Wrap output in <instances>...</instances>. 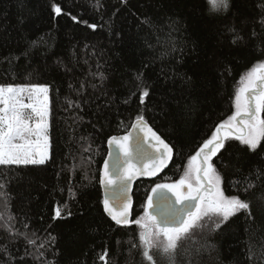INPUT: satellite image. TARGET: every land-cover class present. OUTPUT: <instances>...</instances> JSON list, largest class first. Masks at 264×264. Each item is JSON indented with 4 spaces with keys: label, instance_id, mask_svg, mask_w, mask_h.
<instances>
[{
    "label": "trees",
    "instance_id": "1",
    "mask_svg": "<svg viewBox=\"0 0 264 264\" xmlns=\"http://www.w3.org/2000/svg\"><path fill=\"white\" fill-rule=\"evenodd\" d=\"M263 63L264 0L218 12L209 0H0V86L48 88L50 138L45 164L0 165V264H167L156 249L143 256L138 225L104 213L108 140L142 116L174 152L160 178L136 183L134 221L155 184L177 182L233 115L242 77ZM212 163L225 196L249 209L219 228L222 217L198 221L176 264H264V137L254 150L227 139Z\"/></svg>",
    "mask_w": 264,
    "mask_h": 264
},
{
    "label": "snow or ice",
    "instance_id": "2",
    "mask_svg": "<svg viewBox=\"0 0 264 264\" xmlns=\"http://www.w3.org/2000/svg\"><path fill=\"white\" fill-rule=\"evenodd\" d=\"M209 4L210 12H218L227 9L228 0H209ZM54 10L57 14L61 11L59 7ZM90 27L94 28L95 25ZM25 91L29 92L30 98L34 94L32 102L21 101L20 95ZM47 93V87L0 86V105H3L0 107V165L43 164L47 159L46 151L41 152L39 159L33 158V141L29 139L36 137L38 144L47 131ZM41 94L43 99H40ZM147 95L145 90L141 102ZM235 108V113L218 125L211 138L189 158L186 170L177 182L155 184L151 190L153 195L147 199L143 216L134 221L129 220L132 201L128 192L132 178L136 175L156 176L167 165L172 149L151 128L144 130V140L140 141L138 138L134 147H130L131 133L109 140V144L116 146L118 154L111 165L107 161L104 165L101 183L112 193L111 204L109 198L104 200L105 210L118 225L134 223L139 226V238L144 246L142 254L148 261H153L150 251L156 249L167 264H176L180 242L186 238L190 229L197 226L198 221L204 217H222L214 221L219 228L221 223L236 212L249 209L248 202L235 196H225L220 186L221 177L213 166L212 158L224 147V139L232 135L234 128V138L253 150L258 140L264 137V119L260 118V114L264 112V64L254 67L246 77H242V87L235 96ZM29 109L30 111H26ZM34 118L39 119L33 127L30 121ZM142 121L143 117L138 116L133 127H139ZM237 124L240 127H236ZM43 139L46 145L47 137L43 136ZM144 144H147V148ZM117 202L119 210H114L113 205ZM176 205L180 207L177 208ZM155 209L159 211L156 212ZM56 215H60L59 210Z\"/></svg>",
    "mask_w": 264,
    "mask_h": 264
},
{
    "label": "water",
    "instance_id": "3",
    "mask_svg": "<svg viewBox=\"0 0 264 264\" xmlns=\"http://www.w3.org/2000/svg\"><path fill=\"white\" fill-rule=\"evenodd\" d=\"M136 123H137V120L131 125V127L129 128V130L126 133H124L122 135H119V136H114V137L119 138V137H123V136L128 135L129 133H131L130 147H134L136 145V143H137V139L138 138H139L140 141H143L144 140V135H145L144 130L147 129V128H151L152 131L155 132L159 136V134L150 125H148L145 121H142L140 123V126L139 127L134 128L133 125L136 124ZM159 137L166 144H168L163 138H161V136H159ZM109 140H108V143H107V155H106V157H105V159H104V161L102 163L101 169H100V187H101V191H102V194H103V210H104V213L109 218V220L111 222H113L114 224H116V222L112 219L111 215L105 210V206H104V200L106 198H109L110 199V204L112 203V201H111V194H112L111 193V190L108 187H106L105 184L101 183V180L103 178V173H104V165H105V162L107 161L111 165L112 160L118 154L117 153L116 146L115 145H112V144H109ZM144 147L147 148V144H144ZM169 147L171 148L170 145H169ZM149 151H153V150L152 149H149ZM161 151H163V149H161ZM173 159H174V152H173V149H172L171 158L168 160L167 165L161 171H159L156 174V176L136 175V176H134L132 178V181H131V184H130V189H129V192H128V196H129V198L132 201V207L129 210V220L130 221H132V213H133V207H134L133 191H134V188H135L136 183H138L139 181H155V180H157L171 166V164L173 162ZM137 166L139 167V164H137ZM168 195L171 197V193H169ZM171 198L174 201V197H171ZM113 207H114V210H119L120 205L117 202V203H115L113 205ZM176 207L179 208L180 205H176ZM154 211L158 212L159 209H155ZM116 225H118V224H116ZM127 225H129V224H127ZM127 225L120 224L118 226H127Z\"/></svg>",
    "mask_w": 264,
    "mask_h": 264
},
{
    "label": "rangeland",
    "instance_id": "4",
    "mask_svg": "<svg viewBox=\"0 0 264 264\" xmlns=\"http://www.w3.org/2000/svg\"><path fill=\"white\" fill-rule=\"evenodd\" d=\"M264 64V63H263ZM257 67H259V66H257ZM247 76V75H246ZM245 76V77H246ZM19 87H24V88H31L30 86H14V88H19ZM33 87H40V86H33ZM240 87H242V81H241V84H240V86H239V88ZM239 88H238V90H239ZM238 90H237V92H238ZM47 96H48V101H47V104H48V102H49V90H48V93H47ZM35 98V96H34V94L32 95V97L30 98V94H29V92H27V91H25V92H23L21 95H20V99H21V101L23 102V103H30V102H32V99H34ZM40 99H43V96H42V94H41V96H40ZM0 107H3V105H0ZM234 107H235V99H234ZM26 111H30V109L29 110H26ZM235 111H236V108H235V110H234V113H235ZM233 113V114H234ZM260 116H261V114H260ZM37 119H39V118H34L32 121H30V124L34 127L35 126V123H36V120ZM240 119V118H239ZM46 122H47V125H48V127H47V131L43 134V136H46L47 137V143H46V145H45V142H44V139H43V136L40 138V140H39V143L37 144L36 143V137H30L29 139H31L32 141H33V146H32V155H33V158L34 159H39L40 158V154H41V152H45L46 151V153H47V159L45 160V162L43 163V164H45L48 160H49V158H50V150H49V142H50V138H49V115L47 116V118H46ZM236 127H238L237 125H236ZM233 131L235 132V134H236V129L234 128L233 129ZM222 135H223V133H222ZM233 136H235V135H231V136H228L227 138H225V140L226 139H228L229 137H233ZM260 140V139H259ZM259 140H258V142H259ZM257 142V143H258ZM213 159V158H212ZM15 165V164H14ZM27 165H42V164H27ZM15 166H24V164H19V165H15ZM186 170V169H185ZM175 183V182H174ZM221 186V185H220Z\"/></svg>",
    "mask_w": 264,
    "mask_h": 264
},
{
    "label": "flooded vegetation",
    "instance_id": "5",
    "mask_svg": "<svg viewBox=\"0 0 264 264\" xmlns=\"http://www.w3.org/2000/svg\"><path fill=\"white\" fill-rule=\"evenodd\" d=\"M240 119H241V118H240ZM238 120H239V118H238ZM237 126L240 127L239 124H237ZM232 134L235 135V132H234L233 130H232ZM230 136H231V135H230ZM230 138H231V137H229L228 139H230ZM232 138L234 139V136H233ZM232 138H231V139H232ZM226 140H227V139H226ZM226 140L224 139V143H225Z\"/></svg>",
    "mask_w": 264,
    "mask_h": 264
}]
</instances>
